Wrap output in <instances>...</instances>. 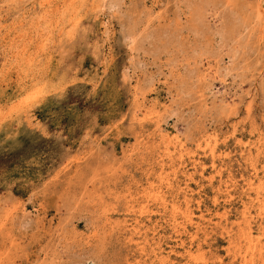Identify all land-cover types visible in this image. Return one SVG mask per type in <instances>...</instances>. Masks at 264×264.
Returning <instances> with one entry per match:
<instances>
[{"label": "rangeland", "instance_id": "rangeland-1", "mask_svg": "<svg viewBox=\"0 0 264 264\" xmlns=\"http://www.w3.org/2000/svg\"><path fill=\"white\" fill-rule=\"evenodd\" d=\"M101 1L0 0V264H264V3Z\"/></svg>", "mask_w": 264, "mask_h": 264}, {"label": "bare ground", "instance_id": "bare-ground-1", "mask_svg": "<svg viewBox=\"0 0 264 264\" xmlns=\"http://www.w3.org/2000/svg\"><path fill=\"white\" fill-rule=\"evenodd\" d=\"M256 3H257V7L259 8V10H262L263 9V3H264V0H256ZM106 4H107V0H102L101 1V4H100V6H99V9L101 10V12H104L105 11V7H106ZM108 5V4H107ZM227 5V4H226ZM112 7V6H111ZM260 13V12H259ZM234 16V15H233ZM261 16V15H260ZM240 21V20H239ZM243 24V23H242ZM243 26H245V23H244V25H242V27ZM247 26V25H246ZM246 26H245V28H246ZM241 27V28H242ZM248 27H249V25H248ZM222 29V28H221ZM225 29V28H224ZM243 29V28H242ZM242 29H241V31H242ZM233 30V29H232ZM221 32V31H220ZM225 32V31H224ZM241 38V37H240ZM243 39V38H242ZM230 40V39H229ZM239 42V41H238ZM134 49V48H133ZM207 72H208V75L209 76H216L217 78H219L221 75H222V72H221V68H215V67H213V66H211V67H209L208 68V70H207ZM225 76V75H224ZM221 78V77H220ZM224 79L222 78V81H223ZM177 139L178 138H175V140H171V141H169V143H168V149H170V147L171 146H173L174 148H175V150L176 149H178V147H177V143H178V141H177ZM212 141H214V142H216L217 143V140H216V138H210V141L208 142V144H207V148L208 149H210V154H211V156L212 157H214L215 156V154H216V147H212V145H210V143L212 142ZM182 147V149L180 150L181 151V153H183V145H180V148ZM170 154V153H169ZM169 156V155H168ZM171 156V155H170ZM193 176V175H192ZM169 181V180H168ZM170 183H172V182H170ZM170 185V184H169ZM168 186V185H167ZM171 186V185H170ZM189 188V187H188ZM186 191H187V189H186ZM188 192V191H187ZM151 193V192H150ZM149 193V194H150ZM151 197L152 198H154V200H156V201H158V202H162V203H164L165 205H166V198H165V195H163V193L162 192H156L155 193V195L153 194H151ZM148 198H150V196L148 197ZM187 204H189V202L187 203ZM168 207V206H167ZM175 210V213L177 214L178 213V208H176V209H174ZM180 212V211H179ZM145 213H147V212H142V214H145ZM174 214V213H173ZM175 214V215H176ZM183 214V213H182ZM247 216V215H246ZM175 218V217H174ZM185 218H187L186 220L190 223V224H194V218H193V216H192V214L190 213V214H188V215H185ZM186 221V222H187ZM184 222V221H183ZM177 223V222H176ZM180 224V223H179ZM139 225V224H138ZM178 225V224H177ZM136 228V227H135ZM179 230V229H178ZM135 231H136V233L137 234H140L141 232H140V230H137V228L135 229ZM248 241H249V243H250V246H249V248H251V249H253V250H257L258 249V245L259 244H256V243H254L253 242V240H251L249 237H248ZM251 251V250H250ZM243 264H249V261H248V259L246 258V257H244L243 258Z\"/></svg>", "mask_w": 264, "mask_h": 264}]
</instances>
